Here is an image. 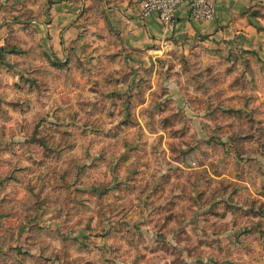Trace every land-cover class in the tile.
<instances>
[{
    "label": "rangeland",
    "instance_id": "rangeland-1",
    "mask_svg": "<svg viewBox=\"0 0 264 264\" xmlns=\"http://www.w3.org/2000/svg\"><path fill=\"white\" fill-rule=\"evenodd\" d=\"M85 3L0 0V264H264V1L151 51Z\"/></svg>",
    "mask_w": 264,
    "mask_h": 264
},
{
    "label": "crops",
    "instance_id": "crops-1",
    "mask_svg": "<svg viewBox=\"0 0 264 264\" xmlns=\"http://www.w3.org/2000/svg\"><path fill=\"white\" fill-rule=\"evenodd\" d=\"M264 0H216L214 18L191 20L183 6L176 12V22L167 29L156 13L144 15L141 0H86L88 15L102 11L101 19L119 36L123 45L131 49L151 51L163 41H190L210 38L218 41L250 44L260 35L257 17V3ZM54 6V15L47 24L49 42L59 46V32L73 38L79 21L77 5Z\"/></svg>",
    "mask_w": 264,
    "mask_h": 264
},
{
    "label": "built area",
    "instance_id": "built-area-1",
    "mask_svg": "<svg viewBox=\"0 0 264 264\" xmlns=\"http://www.w3.org/2000/svg\"><path fill=\"white\" fill-rule=\"evenodd\" d=\"M216 0H141L144 15L156 13L167 29L176 22V12L183 6L191 20H211L214 18Z\"/></svg>",
    "mask_w": 264,
    "mask_h": 264
}]
</instances>
